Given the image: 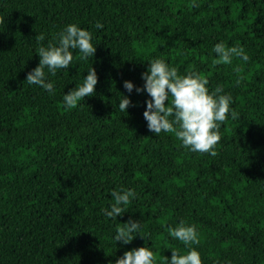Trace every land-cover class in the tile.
I'll return each instance as SVG.
<instances>
[{
	"label": "trees",
	"instance_id": "obj_1",
	"mask_svg": "<svg viewBox=\"0 0 264 264\" xmlns=\"http://www.w3.org/2000/svg\"><path fill=\"white\" fill-rule=\"evenodd\" d=\"M198 3L0 0V264H114L145 242L166 264L171 247L188 251L167 231L181 219L197 226L192 246L202 264H264V0ZM71 22L92 32L96 52L82 60L74 51L73 65L49 77V94L26 75L39 63V44ZM219 40L242 45L249 60L213 63ZM157 56L231 93L238 117L222 122L214 154L149 130L148 94L124 88V80L142 86ZM91 65L95 93L67 108L63 93ZM122 94L132 101L127 112ZM121 185L138 197L117 219L105 217L101 208ZM129 217L141 219L140 234L115 244L116 226Z\"/></svg>",
	"mask_w": 264,
	"mask_h": 264
},
{
	"label": "clouds",
	"instance_id": "obj_2",
	"mask_svg": "<svg viewBox=\"0 0 264 264\" xmlns=\"http://www.w3.org/2000/svg\"><path fill=\"white\" fill-rule=\"evenodd\" d=\"M193 7H199L198 0H189ZM97 29L103 28L100 21H96ZM37 41H44V33L36 37ZM78 51L79 58L87 60L96 52V44L93 43L92 32L76 22L63 26L47 43H40L36 49L39 55V63L26 75L29 84L39 85L49 94L54 93V81L49 79L59 69H67L73 65V52ZM215 53L213 63L232 64L234 58L239 57L243 61L249 60L245 48L240 45H228L224 40H219L212 46ZM147 70L141 73L144 81L142 86H134L131 80H124L123 86L129 93L135 87L137 93L146 92V107L143 117L147 121V127L155 134L161 132L174 133L181 145L191 152L215 153V146L220 141V128L222 122L229 117L236 119L238 113L231 107L233 97L224 90L222 84L214 88L209 87V79L206 75L196 70L180 73L178 68L162 56L150 58ZM239 83L244 77L242 67L233 66ZM98 75L92 65L87 69V75L83 76V82L76 84L68 92L63 93V103L71 108L83 99L95 93ZM118 107L126 111L132 104L128 95L122 94ZM113 202L108 207H102L101 212L105 217L117 219L122 215L129 204L138 197L134 187L120 186V190L111 192ZM141 219H129L123 225H117L113 241L127 244L142 229ZM168 234L188 248L181 253L178 248L171 247V257L163 256L166 264H202L200 251L192 245L198 243V229L195 224L181 219L175 226L168 225ZM114 264H158L154 250L145 242L143 246L133 247L123 252ZM230 264V262H228Z\"/></svg>",
	"mask_w": 264,
	"mask_h": 264
}]
</instances>
